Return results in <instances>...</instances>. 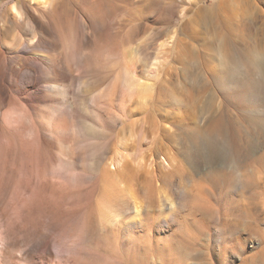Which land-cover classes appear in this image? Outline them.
Here are the masks:
<instances>
[{
    "label": "bare ground",
    "instance_id": "obj_1",
    "mask_svg": "<svg viewBox=\"0 0 264 264\" xmlns=\"http://www.w3.org/2000/svg\"><path fill=\"white\" fill-rule=\"evenodd\" d=\"M35 1L36 4L31 5L19 0L10 8L13 15L10 17L14 19L10 22L11 27L25 26L27 35L13 33L15 37L8 45L0 37V69L7 60L6 51H14L15 57L22 62H19V68H25L22 72L14 65L11 70L15 74L8 87L0 83V111L7 107L1 114L0 124V248L8 255L19 252L23 257L32 258L41 252L48 262L55 256L59 264H182L183 243L153 242L150 235L146 239L135 235L138 232L147 234L150 229L151 201L157 200L158 211H168L174 218L175 209L179 207L190 216V222L197 224L200 223L198 216L207 215L217 220V212L197 193L181 188V195L172 201V194L166 190L169 183L158 187L156 178L162 171L169 172L175 162H172L174 159L171 161L173 156L162 158L164 153L150 151L148 154L147 150L146 155L142 153L144 120L140 119L136 124V138L130 130L126 139L110 133L114 124H124L132 104L138 105L140 114L145 110L156 85L155 81L137 76L127 66L117 36L107 31L105 20L122 13L121 0ZM80 15L94 32L92 38L86 37L89 42L77 35L78 27H85V23L78 20ZM5 28L7 30V26ZM174 33L159 46H170L175 42ZM244 69L240 71L242 74ZM77 72L79 75L75 74ZM87 72L96 75L93 85L104 87L94 100L86 96L83 99L86 104L82 103L89 108L99 129L85 125L78 105L73 109L63 106V101L61 107L65 108H60V103L55 106L56 101L48 98L49 94L41 99L34 94L23 95L43 80H46V90L52 93L70 95L74 88L79 91L77 93H83L89 81H82L80 75ZM67 95L63 97L66 101ZM161 131L170 133V127L164 125ZM75 147L85 156L107 153L112 156L106 162L96 160L89 166L84 162L75 164ZM60 154L66 157H60ZM57 155L65 164L57 176L59 181H48L44 187L35 188L37 178H45L57 169L51 165ZM159 157L163 164L157 163ZM76 167L80 171L79 178H83L82 195L66 190L69 187L67 180L75 178L71 171ZM129 167L132 172L128 171V178H134L136 186L123 183V174ZM1 178L9 179L6 182ZM136 178H143V183ZM129 188H135V192L130 193ZM66 207L80 213L78 225L67 242L52 251L48 238L63 221L56 211ZM44 219L48 225L43 223ZM201 229L205 232L203 226ZM256 244L262 247V239L259 238ZM221 253L224 259L230 258L232 262L264 264V247L259 254L246 256L245 248L234 243L224 246ZM1 254L0 258H3Z\"/></svg>",
    "mask_w": 264,
    "mask_h": 264
},
{
    "label": "rangeland",
    "instance_id": "obj_2",
    "mask_svg": "<svg viewBox=\"0 0 264 264\" xmlns=\"http://www.w3.org/2000/svg\"><path fill=\"white\" fill-rule=\"evenodd\" d=\"M17 1L0 0V37L7 45L15 34L27 35V27H11L10 22L14 19L10 8ZM24 1L36 4L35 0ZM120 4L122 13L105 20L107 31L117 36L127 66L137 76L155 81L156 85L153 97L149 96L151 100H147L150 103L145 106L146 112L140 114L138 105L132 104L124 124H114L110 133L126 139L129 130L135 135L136 124L140 119L144 120L142 153H164L162 158L173 156L171 161L174 159L172 162H175L169 172L162 171L156 178L158 187L169 183L166 190L172 194V201L181 195V188L197 193L209 201L218 217L214 221L207 215L198 216L200 223H192L186 211L177 207L174 218L168 211H158L157 200H152L150 229L147 234L138 232L135 235L141 236L140 239L150 235L153 242L183 243L182 264H240L230 258L224 259L221 249L235 243L245 248L246 256H253L264 247V0H121ZM78 20L84 22L85 27H78L77 35L89 42L86 37L92 38L94 32L83 16L80 15ZM173 32H176L175 42L160 47ZM5 53L7 60L0 69V83L8 87L15 74L11 68L16 66L22 72L25 68H19L22 62L15 57L14 51H8L10 55ZM155 62L157 65L153 66ZM243 67L244 74L240 72ZM75 74L79 75L78 72ZM80 77L82 81L91 82H87L89 86L83 93H77L76 88L69 97L63 92L52 93L46 90V80H43L23 95L34 94L41 99L49 94L48 98L56 101L55 106L60 103V108L65 105L76 109L78 105L85 125L99 129L83 99L89 96L94 100L104 87L92 84L96 81L94 72ZM41 108L45 106L41 105ZM5 110L7 107L0 111V124ZM164 125L170 127V133H162ZM76 148L75 164L84 162L89 166L96 160L106 162L112 156V153L85 156ZM60 157L66 156L60 154ZM159 159L157 163L163 164ZM51 165L57 169L45 178H37L35 188L44 187L48 181H59L57 176L65 164L57 155ZM128 171L132 172L130 167L122 176L123 183L136 186L134 178H128ZM71 173L75 178L67 180L69 187L66 190L82 195L84 183L83 178H79L78 167ZM1 179L7 182L9 178ZM136 179L143 183V178ZM134 192L135 188L130 189V193ZM56 215L63 217V221L48 238L52 251L73 235L80 213L66 207L56 211ZM46 220L43 223L48 225ZM202 226L205 232H202ZM259 238L263 241L262 247L256 244ZM0 252L3 253L0 264H59L55 256L48 262L41 252L33 258L23 257L19 252L8 255L3 248Z\"/></svg>",
    "mask_w": 264,
    "mask_h": 264
}]
</instances>
